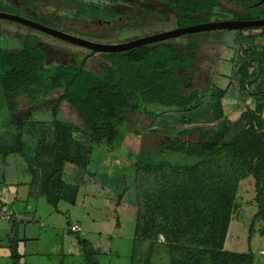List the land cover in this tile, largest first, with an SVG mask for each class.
Segmentation results:
<instances>
[{"label":"trees","instance_id":"1","mask_svg":"<svg viewBox=\"0 0 264 264\" xmlns=\"http://www.w3.org/2000/svg\"><path fill=\"white\" fill-rule=\"evenodd\" d=\"M67 1L77 8V18L106 19L101 18L104 15L109 20L117 16L99 4ZM162 1L173 10L176 26L184 27L209 21L218 2L223 0ZM225 1L241 5L243 13L236 16L239 19L260 16L253 2ZM261 33L264 36V31ZM245 36L244 33L239 35L242 44ZM38 41L37 36L28 35L17 49L0 48V88L11 113L21 100L28 105L52 107L53 136L48 139L41 131L32 161L37 166L32 167L25 161L34 177L35 169L47 170L42 191L53 205L69 198L74 203L76 189H62L64 166L68 163L84 169L93 146L109 149L123 141L119 127L127 123L130 115L148 116L151 124H155L165 113L194 112L206 97L195 88L187 87L186 92H182L190 82L187 72L198 57L199 45L191 39L178 44L159 42L124 52L100 54L102 59L97 71L83 67L95 53L90 51L79 65L53 64L47 62L48 53ZM256 46L252 45L250 51L245 48L243 54L259 58L261 74L257 81L242 89L248 88L249 94L263 100V104H257L254 109L245 108L233 121L226 120V130L216 141L205 139V133L203 139L193 140L177 131L165 130L155 144L158 151L172 158L156 162L150 153L157 150L145 147L147 161L139 160L132 165L147 183L141 204L138 203L133 234L134 249L137 245L147 246L146 262L155 245L161 244L167 250L168 264H253L252 252H229L224 246L238 209L240 182L249 177L254 180L255 218L263 223L264 233V122L258 116L264 108V49L258 50ZM73 57L77 60L78 54L74 53ZM252 64L256 62L242 61L237 68L241 84L256 74L257 64L248 72ZM255 84L257 89L252 91L251 86ZM222 94L218 92L213 96L221 98ZM62 105L66 109L60 111ZM66 110L67 115L74 114L72 119L65 114L64 120H58L59 112ZM6 132L8 138L0 139V156L24 157L26 144L22 133H15L13 128ZM76 133L88 146L73 139ZM147 133L146 144L154 140L155 131ZM159 234L163 242L157 240ZM9 242L11 264H18L16 242Z\"/></svg>","mask_w":264,"mask_h":264},{"label":"rangeland","instance_id":"2","mask_svg":"<svg viewBox=\"0 0 264 264\" xmlns=\"http://www.w3.org/2000/svg\"><path fill=\"white\" fill-rule=\"evenodd\" d=\"M79 1L102 5L103 9L116 12L118 17L110 22H104V19L100 21L94 19L92 21L93 19L77 18V8L67 0H0V12L22 16L41 25L56 27L66 33L95 42H123L176 26L174 12L170 10L169 6L161 3L163 2L162 0H142L144 5L154 9L147 12L139 9L137 6L142 4L135 0ZM248 1L255 4L258 0ZM25 2L27 5L26 13L22 12V5ZM19 5L21 6L16 7ZM261 11L264 12V5L261 7ZM242 13L241 5L225 0L219 1L216 9L211 13V21L225 18L233 19L235 14ZM164 14L166 15L163 16ZM201 17L204 18L205 15L202 14ZM101 18L108 19L104 15ZM261 31L264 30L243 32L244 36L246 35L244 42L249 47L254 46V44L257 45V35ZM28 35H35L39 38L38 45H43L44 49L49 53L47 62L53 64L78 63L79 65L80 61L89 55V50L84 48L76 47L20 24L0 20V48L17 49L22 45V40ZM225 35H228V32H204L190 35L189 38L174 39L173 42L178 44L191 39L201 48L206 49L211 43L210 39L217 40L219 44L220 39ZM261 35L263 34L261 33ZM259 45H262L261 48L264 49V39H261V44ZM231 46V53L224 52V56H222L226 59L227 55V60L225 62L223 59L220 61V65H222L224 72H227V76L231 72L230 59L232 60L236 55V44L233 38ZM219 48L221 47L218 46L217 51H219ZM221 51L222 49H220V53H217L219 56L222 53ZM74 53L78 54L77 60L73 57ZM90 57L93 58H88L83 67L86 70L97 71L100 68L102 56L96 54ZM235 57L238 58L237 55ZM239 60L241 61V59ZM204 62L206 63L204 64ZM198 64L200 67L193 65L187 72L190 82L182 88L183 93L186 92L187 87L195 88L200 93L209 91L210 85L216 91L225 89L227 79L222 77L209 78V62L203 59ZM251 68L255 69L254 64L251 65ZM244 83L242 85L240 83L241 89L245 87ZM256 85L251 86V88H256ZM244 91L248 94L247 89ZM19 103L13 113H11L0 88V139L8 138L6 131L10 128H13L15 133L21 132L27 143L25 156L10 155L7 157V162L11 165L18 162L21 167H26L28 162L32 167H35L37 164L32 162L34 160V152L38 148L37 143L40 133L43 128L45 129V127L39 126L38 123L43 121L40 124L46 125L47 119L51 117L52 107L48 104L28 105L25 100H21ZM63 107H60V111L64 109ZM65 114H68L67 110L65 113L59 112L57 118L63 119ZM73 115L71 112L67 116L72 119ZM166 119L162 122L157 119L155 124H151L152 120L148 116L139 113L130 115L127 123L119 127L123 141L109 149L106 146H101L102 148L93 146L84 172L76 171V175L63 174L64 180L68 183L78 182L80 190L75 206L60 200L54 214L57 222L64 225V227L72 221H78L82 228L81 232L77 234H69L72 241L76 242L78 240L77 242H80L76 249L79 251L80 256H78L77 252L65 259L62 264H88L85 262L86 259L90 260L91 263L89 264H168V253L164 245H155L153 254H151L148 262L145 261L148 250L146 244L137 245L135 249L133 245L136 211L138 203L141 204L143 193L146 192L147 183L142 173H139L136 167L132 165L139 160L147 161L146 149H143L145 147H148L149 150H157L150 153L152 160L156 162H161L171 157V155H167L163 151H158L155 143L162 137L161 132L173 130L177 131V134H181V129L185 128L180 123L178 125L177 121L172 124L168 118ZM203 120L205 119L200 118L198 122H203ZM26 129L30 134L26 132ZM152 129L155 131L154 140L146 144L145 140H148L146 134H149L147 131ZM139 135L141 136L138 139ZM217 136L218 134L214 135L212 133L210 137L215 140ZM188 137L190 138V136ZM46 138L49 139V137ZM73 139L79 140L88 146V142L80 134L78 136L73 134ZM132 143H136V145L131 146ZM142 153L145 155L142 156L143 158L140 156ZM237 207L238 209L235 211L229 226L224 249L229 252L239 253L250 251L254 255L253 264H264L263 223L255 218L257 208L252 182L251 184H242V187H240L237 196ZM45 226H48L47 223ZM157 240L163 242V236L159 234Z\"/></svg>","mask_w":264,"mask_h":264},{"label":"crops","instance_id":"3","mask_svg":"<svg viewBox=\"0 0 264 264\" xmlns=\"http://www.w3.org/2000/svg\"><path fill=\"white\" fill-rule=\"evenodd\" d=\"M257 36L258 40L256 41L258 44L256 47L257 49L259 48L258 50H262V45L259 44H261V39H264V36L261 35V33ZM232 38L233 33L228 32V35L220 39L219 44L217 40L210 39L209 41L211 43L208 48L204 49L199 46L198 57L194 64V66L200 67L198 64L199 61L204 59V61L209 62V78L222 77L227 79V86L225 89L216 91L209 84L210 89L206 93H203L206 97L200 101L197 110L190 114L182 115L162 114L158 118L160 122L166 118H168L169 122H172V124L174 121H177L178 125L181 124L182 127L185 128L181 129L180 135L185 137L190 136L191 139L195 140L203 139L201 138L203 137V133H205V139L211 140L212 137L210 136L212 133L214 135L218 134L217 138H215L216 141L226 130V120L233 121L245 108L249 107L254 109L257 107V104H263V100L251 96L249 92L247 94L240 88L241 81L237 68L241 61L235 57L236 55L232 60L230 59L231 72L229 76H227V72L225 73L222 65H220L222 59L225 62L228 58L227 55L226 59L222 57L224 56L223 53L226 52L230 54L232 51ZM218 46L221 47L219 51H217ZM243 47L250 51L251 47L245 42L243 43ZM220 49H222V53L219 56L217 53H220ZM205 63L206 62H204V64ZM254 67L256 68V64H254ZM252 70L253 68L250 67L248 72L250 73ZM256 89L257 85L252 91ZM218 92L223 93L221 98L213 96ZM62 106L66 109L65 105ZM50 114L51 117L47 119L46 125H43V127H45V129L43 128V133L46 137L52 138V132L54 130L52 109ZM258 116L260 121L264 122V108L263 111H259ZM200 118H204L205 120H203V122H198ZM185 121L189 123L186 124ZM41 122L43 121H40V123ZM26 132L30 134L27 129ZM23 140L27 145L24 135ZM0 162V210H4L11 216V221L0 219V264H11L10 240L16 242L19 255L18 264H62L65 259L77 252L78 256H80L79 251L76 250L80 242H77L78 240L76 242L72 241L69 234L81 232L82 226L78 221H72L68 223L66 227L57 222L54 212L57 210L56 208L59 201L56 205L49 203L42 191L47 170L45 168L35 169L34 177L33 172L29 170L27 166L21 167L18 165V162L12 163V166L7 162V157L0 156ZM76 171L84 172V169L77 168L67 163L62 172L63 188H61L71 191H75L76 189L77 191L74 197V203L70 202V198L66 200L61 199L72 206L76 205L80 184L78 182L68 183L64 180L63 174L65 175L68 173L76 175ZM251 182L254 185L253 178L249 177L240 182V187H242V184H251ZM71 195L72 194L69 193V197ZM46 223L48 226H45ZM74 224L80 227V231L72 232L70 230V226ZM85 262L88 264L91 263L88 259H86Z\"/></svg>","mask_w":264,"mask_h":264},{"label":"water","instance_id":"4","mask_svg":"<svg viewBox=\"0 0 264 264\" xmlns=\"http://www.w3.org/2000/svg\"><path fill=\"white\" fill-rule=\"evenodd\" d=\"M0 20H6L9 22L17 23L28 28H31L37 32L43 33L45 35L51 36L53 38L65 41L69 44H72L79 48H84L93 53L97 54H108V53H118L130 50L132 48H136L146 44L159 43V42H167L178 38H183L186 36H190L197 33L204 32H213V31H226L233 33V39L236 44V55L241 61H254L257 64L256 74L245 81L244 86L247 87L249 83H252L258 80L261 74V63L258 57L244 55V47L239 38V35L245 31L250 30H261L264 29V17H260L257 19H223V20H210L206 22H200L197 24H192L184 27H174L166 30H162L160 32L148 34L145 36L137 37L131 40L123 41V42H95L91 41L79 36H75L61 30L47 27L41 25L37 22L24 18L22 16L9 14V13H1L0 12ZM247 91L250 90L247 88Z\"/></svg>","mask_w":264,"mask_h":264},{"label":"flooded vegetation","instance_id":"5","mask_svg":"<svg viewBox=\"0 0 264 264\" xmlns=\"http://www.w3.org/2000/svg\"><path fill=\"white\" fill-rule=\"evenodd\" d=\"M135 1H137V2H139L140 4H142V5H139V6H137V7H139V9H141V10H144V12H147V11H153L154 9L152 8V7H150V6H146V5H144L143 3H142V0H135ZM159 2H161V1H159ZM161 3H163V4H166V3H164V2H161ZM167 5V4H166ZM254 5V8H256V10L259 12V18L260 17H264V12H262L261 11V7L264 5V0H258L257 1V3H255V4H253ZM21 5H19V6H16V7H20ZM168 6V5H167ZM22 7H23V11L22 12H25L26 11V7H27V5H26V2L22 5ZM258 7V8H257ZM106 10V9H105ZM170 10L171 11H173L171 8H170ZM108 11V10H107ZM111 12H114V11H111ZM26 13V12H25ZM28 13V12H27ZM114 13H116V12H114ZM26 15H28V14H26ZM166 14H164L163 16H165ZM235 16V18H233V19H239V18H237L236 16H237V14H235L234 15ZM116 17H118V15L117 16H115L114 18H116ZM114 18H112V19H109V20H107V19H104V22H110V21H112ZM89 19V18H88ZM204 19V18H203ZM225 19H227V18H225ZM91 20V19H90ZM98 21H100L101 19H97ZM211 20V19H210ZM209 20V21H210ZM92 21H94V19L92 20ZM206 22V21H205ZM23 26V25H22ZM26 27V26H25ZM175 27H178V26H175ZM28 28V27H27ZM52 28H55V29H58V28H56V27H52ZM174 28V27H173ZM58 30H60V29H58ZM163 30H165V29H163ZM62 31V30H61ZM64 32V31H63ZM156 32H160V31H155V32H152V33H156ZM152 33H150V34H152ZM148 35V34H147ZM145 36V35H144ZM80 37V36H79ZM171 41H173V40H171ZM45 48V47H44ZM46 52L48 53V51L46 50ZM49 54V53H48ZM91 53H90V51H89V55H90ZM97 53H95V54H93L92 56H95ZM251 56V55H250ZM90 59H92L93 57H89ZM87 61V60H86ZM96 69V68H95ZM98 70V69H97ZM95 71V70H94Z\"/></svg>","mask_w":264,"mask_h":264},{"label":"built area","instance_id":"6","mask_svg":"<svg viewBox=\"0 0 264 264\" xmlns=\"http://www.w3.org/2000/svg\"><path fill=\"white\" fill-rule=\"evenodd\" d=\"M0 219L4 221H11V216L8 215L4 210H0ZM70 230L72 232H78L80 231V227L76 224L70 226Z\"/></svg>","mask_w":264,"mask_h":264}]
</instances>
